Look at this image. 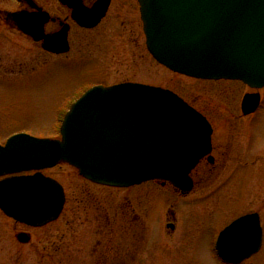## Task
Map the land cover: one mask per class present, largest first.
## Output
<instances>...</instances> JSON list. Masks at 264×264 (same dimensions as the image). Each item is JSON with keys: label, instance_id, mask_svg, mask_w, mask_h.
I'll return each instance as SVG.
<instances>
[{"label": "water", "instance_id": "1", "mask_svg": "<svg viewBox=\"0 0 264 264\" xmlns=\"http://www.w3.org/2000/svg\"><path fill=\"white\" fill-rule=\"evenodd\" d=\"M138 2L146 45L157 62L189 77L240 80L264 89V0ZM60 134L9 137L0 145V175L64 162L106 186L165 180L186 192L191 170L210 151L211 126L171 90L125 82L87 90L65 114ZM64 201L62 186L40 172L0 182V209L21 223L54 221ZM17 239L28 243L30 237L22 232ZM261 244L260 219L252 213L227 225L215 248L222 260L240 264Z\"/></svg>", "mask_w": 264, "mask_h": 264}, {"label": "rangeland", "instance_id": "2", "mask_svg": "<svg viewBox=\"0 0 264 264\" xmlns=\"http://www.w3.org/2000/svg\"><path fill=\"white\" fill-rule=\"evenodd\" d=\"M136 16H128L127 24H131L134 35L137 33L132 38L118 37L110 24L104 23L96 31V46L81 55L82 59L70 61L63 71L57 63L58 69L49 70L42 80L0 83V143L24 131L38 138H58L60 116L56 112L61 105L65 109L71 97L90 87L122 80L170 89L203 111L228 109L221 96L226 90L237 93L240 84L194 79L163 67L146 50ZM223 85H231V89L223 90ZM45 173L65 184V209L54 221L36 228L25 244L14 237L22 227L0 218V264H223L213 244L241 204L234 201L229 185L177 199L151 183L132 192L101 188L83 181L69 166ZM261 186L263 190L264 184ZM130 196L132 213L140 221L132 218L127 224L120 212ZM251 197L245 199L247 208L258 210L264 217V192H260L257 204L250 202ZM168 221L175 224L174 231L167 227ZM108 222L111 226L106 225ZM109 227L113 229L108 231ZM103 232H111L112 237H103ZM107 244L114 248L108 249ZM244 263L264 264V241L259 252Z\"/></svg>", "mask_w": 264, "mask_h": 264}, {"label": "flooded vegetation", "instance_id": "3", "mask_svg": "<svg viewBox=\"0 0 264 264\" xmlns=\"http://www.w3.org/2000/svg\"><path fill=\"white\" fill-rule=\"evenodd\" d=\"M102 12L103 15L96 23L97 17ZM134 14L135 16L138 14V17L136 16L137 23L139 27L141 25V35L145 38L138 0H0V83H19L29 78L42 80L49 70L58 69L57 63L60 64L63 71L70 61L82 59L81 55L96 46V31L104 23L108 22L110 28H113L112 31L114 30L118 37L132 38L137 33L134 35L131 24L127 23L130 22L128 16H134ZM55 49H61L62 51H54ZM9 74L13 77H7ZM205 81L238 83L240 89L237 93H235L236 90L224 91L226 95L221 97L226 102L228 109L221 112L216 110L203 111L195 106L194 102L187 101L205 117L211 126L210 151L202 156L191 170L189 174L192 184L190 190L185 192L165 180L147 181L127 188H114L96 184L78 175L86 183L101 188L124 189L131 192L132 190L136 191L135 189L138 187L151 183L177 199H186L193 193L207 188L218 186L223 188L229 185L230 193H234V201L241 204L239 205L238 214L224 227L239 217L256 213L262 227L263 243L264 217L258 210L247 208L248 205L246 206L245 199L251 195L252 200L250 202L257 204L259 203L260 192H264V189L261 190V184H264V89L251 88L238 80ZM121 82L132 81L122 80L118 83ZM109 85L105 84L104 86ZM230 86L223 85V90L231 89ZM83 93L84 91L77 94L75 98L71 97L66 102L65 109L61 105L57 109L56 114L59 112L57 116L63 118L71 104ZM245 98H247V101L244 109L243 101ZM253 106H256L255 110L245 111ZM3 143L0 144L3 145ZM61 166L71 167L67 163H59L53 167L42 169L40 172L53 178L63 187L65 195L61 211L63 212L68 199L66 186L60 179L45 173L47 170L53 171ZM74 170L77 172L75 168ZM36 172L38 171L30 170L18 174L0 175V181ZM216 180H219V184H213ZM213 191H215V188L210 192ZM127 201L128 204L125 210L123 209L120 212L121 216L127 224L128 221L132 223V218H134V221H140L138 216L132 213L134 211L131 205L132 197L130 196ZM126 210L127 212H125ZM171 214V219L174 220L175 214L173 212ZM130 215L133 216L129 218ZM104 217L109 219L107 215ZM0 218H8L13 221L15 226L20 225L22 227L15 232L14 237L17 242L18 233H26L30 237V242L33 231L40 228L16 222L6 216L1 209ZM171 221L167 222V227L174 231L175 224ZM109 222L106 224L107 226H111ZM168 224L172 227H169ZM112 229L113 227H109L108 231ZM111 234V232H103L102 236L112 237ZM109 246L113 247L108 245V249ZM102 257L104 261L109 259L106 254H103Z\"/></svg>", "mask_w": 264, "mask_h": 264}]
</instances>
